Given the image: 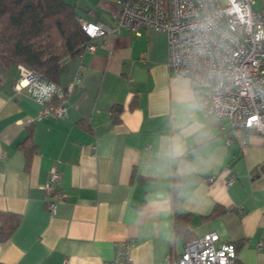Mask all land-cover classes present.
I'll return each mask as SVG.
<instances>
[{
  "label": "crops",
  "instance_id": "crops-1",
  "mask_svg": "<svg viewBox=\"0 0 264 264\" xmlns=\"http://www.w3.org/2000/svg\"><path fill=\"white\" fill-rule=\"evenodd\" d=\"M65 1L83 21L113 26L119 13L118 0ZM93 46L61 63V89L80 72L63 118L40 117L15 88L19 67L0 63V213L19 216L0 264H117L125 240L131 264H166L210 232L234 244L236 264H264V137L198 109L196 90L168 66L165 32L121 29ZM29 131L27 158L19 144ZM52 171L54 215L44 189ZM174 177L184 235L173 229Z\"/></svg>",
  "mask_w": 264,
  "mask_h": 264
},
{
  "label": "built area",
  "instance_id": "built-area-1",
  "mask_svg": "<svg viewBox=\"0 0 264 264\" xmlns=\"http://www.w3.org/2000/svg\"><path fill=\"white\" fill-rule=\"evenodd\" d=\"M119 13L113 26L88 21L81 28L88 38L117 35L121 29L140 34L144 27L167 35L172 73L196 90L197 107L205 114L226 118L232 128H242L264 137V0H118ZM92 43L85 50L92 52ZM15 83L41 106L40 117L63 118L65 99L75 82L61 89L40 73L20 67ZM59 176L50 172L44 185L45 204L54 215ZM211 181V179H208ZM131 242L116 244L117 264H131ZM264 251V240L256 244ZM166 264H236L233 243L219 242L215 232L204 234L183 246Z\"/></svg>",
  "mask_w": 264,
  "mask_h": 264
},
{
  "label": "trees",
  "instance_id": "trees-1",
  "mask_svg": "<svg viewBox=\"0 0 264 264\" xmlns=\"http://www.w3.org/2000/svg\"><path fill=\"white\" fill-rule=\"evenodd\" d=\"M83 20L77 7L65 0H0V63L21 65L59 84L62 61L93 44L81 28ZM120 110L116 107L112 113L118 115ZM30 137L29 131L28 138L19 144L27 158L35 154V147L27 144ZM179 189L174 177L173 229L184 235L188 216L176 211ZM18 223L19 216L0 213V242L8 239Z\"/></svg>",
  "mask_w": 264,
  "mask_h": 264
},
{
  "label": "rangeland",
  "instance_id": "rangeland-1",
  "mask_svg": "<svg viewBox=\"0 0 264 264\" xmlns=\"http://www.w3.org/2000/svg\"><path fill=\"white\" fill-rule=\"evenodd\" d=\"M18 67H19V69H20V67L23 68V66H21V65H18ZM24 68H25V67H24ZM19 73H20V70H19ZM20 79H21V73H20Z\"/></svg>",
  "mask_w": 264,
  "mask_h": 264
}]
</instances>
